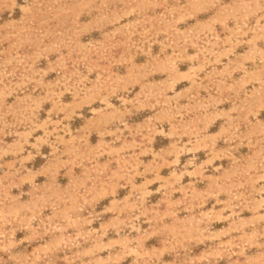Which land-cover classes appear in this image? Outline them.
I'll return each instance as SVG.
<instances>
[{"label":"rangeland","instance_id":"obj_1","mask_svg":"<svg viewBox=\"0 0 264 264\" xmlns=\"http://www.w3.org/2000/svg\"><path fill=\"white\" fill-rule=\"evenodd\" d=\"M0 264H264V0H0Z\"/></svg>","mask_w":264,"mask_h":264}]
</instances>
